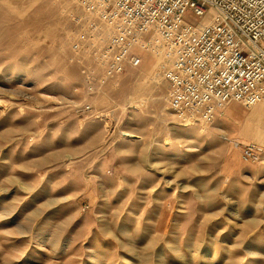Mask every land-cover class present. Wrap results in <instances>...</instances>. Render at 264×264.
I'll list each match as a JSON object with an SVG mask.
<instances>
[{
  "label": "rangeland",
  "instance_id": "rangeland-1",
  "mask_svg": "<svg viewBox=\"0 0 264 264\" xmlns=\"http://www.w3.org/2000/svg\"><path fill=\"white\" fill-rule=\"evenodd\" d=\"M91 21L78 0H0V264H264V154L221 136L264 147V105L185 124L163 38L106 78Z\"/></svg>",
  "mask_w": 264,
  "mask_h": 264
},
{
  "label": "built area",
  "instance_id": "built-area-1",
  "mask_svg": "<svg viewBox=\"0 0 264 264\" xmlns=\"http://www.w3.org/2000/svg\"><path fill=\"white\" fill-rule=\"evenodd\" d=\"M78 2L98 21L89 26L106 35L95 54L106 78L140 63L133 49L145 33L163 38L171 59L159 63L157 74L168 83L169 109L183 123L209 124L230 101L264 105V0ZM221 136L246 162L264 154L260 143Z\"/></svg>",
  "mask_w": 264,
  "mask_h": 264
}]
</instances>
